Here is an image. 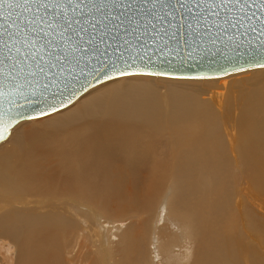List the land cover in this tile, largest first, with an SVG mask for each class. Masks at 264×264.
<instances>
[{"label": "bare ground", "instance_id": "6f19581e", "mask_svg": "<svg viewBox=\"0 0 264 264\" xmlns=\"http://www.w3.org/2000/svg\"><path fill=\"white\" fill-rule=\"evenodd\" d=\"M0 264H264V68L114 79L18 124Z\"/></svg>", "mask_w": 264, "mask_h": 264}, {"label": "snow or ice", "instance_id": "6c2138e0", "mask_svg": "<svg viewBox=\"0 0 264 264\" xmlns=\"http://www.w3.org/2000/svg\"><path fill=\"white\" fill-rule=\"evenodd\" d=\"M204 3L205 0H0V18L4 20V23L0 24V75H11L19 70V73L27 71L33 78H48L49 73H53L54 78H60L63 83L66 79L65 73H67V76L73 79L65 83L64 88H72L71 95L75 96L76 77L74 73L84 62V54L87 53L95 55L101 65L91 67L89 75L94 77L99 73H104L108 79L133 76L203 79V77H175L170 71L147 70V66L142 70H134L137 59L144 61L147 53L141 55L136 52L126 57L127 49L117 37L120 36L121 29L125 35L137 31L141 26V19H146L147 23L143 25L144 33L149 34L146 39L149 38L150 33H155L151 39L161 41L158 51L165 48L170 39L176 42L177 48L174 50L177 55L181 50V41H183V45L191 48L188 55L192 56L195 52L193 44L197 42L193 40V37L198 33L193 30L188 16L192 14L193 5L199 7ZM219 4L240 5L245 9L255 5L257 11L264 15V0H219ZM211 6L212 4L209 3V7ZM5 7L23 9L24 12L32 14L31 18H26L22 24L13 21L12 23L16 25L13 31L12 24L8 23L11 14L5 16L3 11ZM165 19H167V28L163 27ZM153 20L160 21L159 30ZM185 28L189 29L186 35ZM260 34L264 35V21L260 23ZM106 37H111V44L107 43ZM37 44L40 45L41 51L50 49L47 52V60L43 55L33 51ZM101 44L105 47H100ZM123 44H128V41L124 40ZM21 46L27 50L23 54ZM108 48L112 49L111 55L107 51ZM236 55L241 59L247 56L252 66L264 68V41H261L256 50L236 53ZM112 56H115V59ZM29 59L32 61L31 64L27 63ZM21 64L24 67H19ZM55 69L59 71L53 72ZM234 70L243 71L244 69ZM108 72L115 73V75L108 76ZM81 73L83 74V69ZM225 74L228 73L225 72ZM50 82L54 83L55 79ZM80 87L83 91H87L91 87V81L85 78V82L81 83ZM48 92V85L44 84L39 92L30 94L33 99L24 96L28 106L44 105L37 115L21 110L11 116L9 122L0 120V141L6 140L18 124L39 120L72 103L70 98L67 99V104L64 100H60L59 107H57L56 94H53L50 100ZM60 95L63 96L64 93L60 92Z\"/></svg>", "mask_w": 264, "mask_h": 264}, {"label": "water", "instance_id": "95a60500", "mask_svg": "<svg viewBox=\"0 0 264 264\" xmlns=\"http://www.w3.org/2000/svg\"><path fill=\"white\" fill-rule=\"evenodd\" d=\"M209 3L212 4L211 7H209ZM3 11L5 16L11 14V19L8 20V23L12 24L13 31L16 29V25L12 23L13 21L22 24L26 18H31L32 15L29 12H24L23 9L16 8L8 9L5 7ZM188 21L192 24L193 30L198 33V35L193 37V40L197 42L193 44L195 52L192 53V56L188 55L191 48L183 45V41H181V50L177 55L174 50L177 48L176 42L170 39L168 40V45L158 51L161 41L151 39V36H155V33H150L149 38L146 39V36L149 35L144 33L143 25L147 23L146 19H141L139 29L131 32L130 35H125L123 29H121L120 36L117 38L123 47L127 49L125 52L126 57L128 54L134 55L136 52L141 55L147 53L144 61L137 59L134 70H142L147 66V70L164 69L165 71H170L171 75L175 77H209L226 75L225 72L228 74L236 72L234 70L236 68L249 69L254 67L247 56L241 59L236 53L254 51L260 46L261 41H264V35L260 34V23L264 21V15L257 11L255 5L245 9L240 5L219 4V0H205V3L199 7L193 5V11L188 16ZM3 23L4 20L0 18V24ZM153 23L157 24V30H159L160 21L153 20ZM167 26V19H165L163 27L167 28ZM149 29H151V25H149ZM184 31L186 35L189 29L185 28ZM53 36H55L54 33ZM165 39L168 38L165 37ZM124 40H127L128 44H123ZM106 41L111 44V37H106ZM100 47L103 48L105 45L101 44ZM26 51L21 46V53L23 54ZM33 51L43 55L44 59L47 60V52L50 49L41 51L40 45L37 44L36 49ZM107 51L111 55L112 49L108 48ZM112 58L115 59V56H112ZM100 59H103V57H100ZM27 63L31 64V59ZM92 66L100 67L101 65L95 55L85 53L84 62L81 63L74 73L76 77L75 96L71 95L72 88H64V84L73 79V77L67 76V73H65L66 79L63 80V83L60 78H54L53 73H49L48 78H33L27 71L19 73V70L11 75H0V93H2L0 95V120L9 122V118L21 110L37 115L39 109L44 107V105L28 106L24 96H29L30 99H33L30 94L39 92L44 84L48 85L49 92L47 95L50 100L53 98V94H56L55 102L57 107H59L60 100H64L66 104L68 98L72 100L71 104H67V107L59 110L61 111L68 108L89 90L114 80L108 79L104 73H99L95 77L89 75ZM19 67H24V65L21 64ZM81 69H83V74ZM58 71L59 69L53 70V72ZM107 75L114 76L115 73L108 72ZM85 78L91 81V87L87 91H83L80 87L81 83L85 82ZM53 79H55V82H50ZM60 92H63L64 95L61 96Z\"/></svg>", "mask_w": 264, "mask_h": 264}, {"label": "rangeland", "instance_id": "374dc122", "mask_svg": "<svg viewBox=\"0 0 264 264\" xmlns=\"http://www.w3.org/2000/svg\"><path fill=\"white\" fill-rule=\"evenodd\" d=\"M255 68V67H254ZM256 68H258V67H256ZM236 72H240V71H236ZM233 73H235V72H233ZM229 74H231V73H229ZM229 74H226V75H222V76H219V77H224V76H227V75H229ZM187 80H189V79H187ZM111 81V80H110ZM109 82V81H108ZM107 83V82H106ZM102 85V84H101ZM100 86V85H99ZM96 88V87H95ZM49 116V115H48ZM45 117H47V116H45ZM45 117H42V118H45ZM42 118H40V119H42ZM169 233H166L165 234V236H166V239H168L167 238V236L169 237ZM198 239H199V237H197ZM197 247V245H195V248ZM134 248V247H133Z\"/></svg>", "mask_w": 264, "mask_h": 264}]
</instances>
